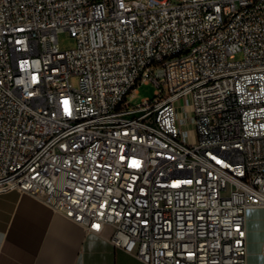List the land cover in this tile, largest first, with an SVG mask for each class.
<instances>
[{"label":"built area","instance_id":"2783aa9c","mask_svg":"<svg viewBox=\"0 0 264 264\" xmlns=\"http://www.w3.org/2000/svg\"><path fill=\"white\" fill-rule=\"evenodd\" d=\"M142 84L155 98L133 106ZM9 190L89 233L111 227L145 264H248V213L264 209V0H0Z\"/></svg>","mask_w":264,"mask_h":264},{"label":"crops","instance_id":"0c3cea01","mask_svg":"<svg viewBox=\"0 0 264 264\" xmlns=\"http://www.w3.org/2000/svg\"><path fill=\"white\" fill-rule=\"evenodd\" d=\"M18 190L0 192V264H145ZM248 264H264V209L247 217Z\"/></svg>","mask_w":264,"mask_h":264},{"label":"rangeland","instance_id":"374dc122","mask_svg":"<svg viewBox=\"0 0 264 264\" xmlns=\"http://www.w3.org/2000/svg\"><path fill=\"white\" fill-rule=\"evenodd\" d=\"M58 42H59V47L62 50L71 49L75 46L72 36L67 32L59 34ZM239 58L240 57H238V59ZM72 82L74 85L77 84V80H75V79ZM156 89L157 88L154 84H142V85L138 86V88H136L137 92H136L135 96L130 99V104H132L133 106H136V105L141 104L142 101L145 99H150V100L154 99ZM185 103H186V100L185 101L181 100L177 104L180 107V115H185L187 112L184 110ZM185 117H186V120H188L189 115L186 114ZM183 127L185 129L191 130V136L192 137L196 136V132L194 131V126L191 122L186 121L184 123ZM254 212H255V210L250 211L248 213V217H251L254 214Z\"/></svg>","mask_w":264,"mask_h":264},{"label":"snow or ice","instance_id":"6c2138e0","mask_svg":"<svg viewBox=\"0 0 264 264\" xmlns=\"http://www.w3.org/2000/svg\"><path fill=\"white\" fill-rule=\"evenodd\" d=\"M65 104H67V101H65ZM138 166V165H137ZM94 227H99L98 225L94 226Z\"/></svg>","mask_w":264,"mask_h":264}]
</instances>
